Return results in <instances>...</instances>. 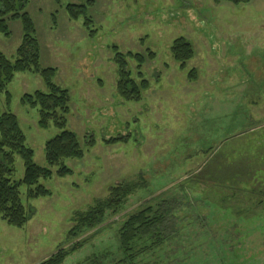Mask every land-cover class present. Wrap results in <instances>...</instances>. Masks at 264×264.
<instances>
[{
	"label": "rangeland",
	"instance_id": "1",
	"mask_svg": "<svg viewBox=\"0 0 264 264\" xmlns=\"http://www.w3.org/2000/svg\"><path fill=\"white\" fill-rule=\"evenodd\" d=\"M23 1L40 67L55 69L54 83L69 93L66 129L84 157L64 162L70 175L58 177L54 167L39 181L50 196L27 201L22 188L32 215L22 229L0 219V264H40L65 244L75 213L105 199L110 187L140 177L145 188L96 234L88 233L90 240L63 264H124L117 242L122 221L162 193L179 205L169 222L172 237L133 264H264V0ZM68 5L86 9L74 20ZM6 23L10 35H0V52L13 61L22 24ZM179 38L193 49L184 70L170 52ZM113 48L122 55L155 54L140 69L148 82L140 102L117 95ZM125 61L138 84L137 63ZM192 70L193 81L187 78ZM37 91L45 92L37 74H16L7 106L0 96V111L17 118L34 164L47 167L45 144L59 131L40 129L37 108L21 102ZM120 137L125 142H103ZM14 169L20 180L18 157ZM184 181L190 183L174 188Z\"/></svg>",
	"mask_w": 264,
	"mask_h": 264
},
{
	"label": "trees",
	"instance_id": "2",
	"mask_svg": "<svg viewBox=\"0 0 264 264\" xmlns=\"http://www.w3.org/2000/svg\"><path fill=\"white\" fill-rule=\"evenodd\" d=\"M229 3L248 4L251 0H222ZM93 3V1H91ZM84 6L68 5L66 10L71 19L77 20L85 12ZM19 20L22 24L23 37L20 46L15 51V59L8 60L0 52V96L5 95V105L10 102L7 86L18 73L37 74L45 88V92L37 91L33 95H25L21 102L37 108L38 127L47 129L53 126L59 134L45 144V162L47 167H39L33 162V151L26 147L25 137L19 127L17 118L10 112L0 111V219L8 227L22 229L29 221L32 212L22 201V188L25 187V199L37 200L50 196V192L39 185L41 179L51 177V169L57 167L56 175L64 177L71 174L65 166L66 160H82L84 157L80 143L74 133L66 129L67 117L70 112V96L67 90L56 85L53 79L56 70L41 68L39 64V49L35 30L29 15L24 12L23 0H0V35L9 37L6 21ZM92 22L85 19L83 27L92 35ZM114 49L113 62L117 66L118 80L117 95L125 102H140L141 92L148 90V82L142 78L140 69L146 61H153L155 54L147 50V56L128 53L122 55ZM171 55L180 70H184L186 63L193 58V49L183 38L175 40L170 47ZM131 58L137 63V76L141 80L138 84L131 79L126 71V59ZM146 60H145V59ZM187 78L195 79V72L188 73ZM125 138L103 141L105 145H115L125 142ZM88 147L94 145L89 139ZM18 157L23 164V177L15 180L14 164ZM141 179V180H140ZM140 182L119 183L108 189L105 199H97L86 212L75 213L71 222L72 228L67 234V241L56 252L40 264H63L71 254L80 250L91 237L88 233L96 234L107 224L110 217L117 216L125 208L128 198L139 189L145 188L142 178ZM190 181H184L174 188L183 189ZM227 187V186H226ZM228 188H230L228 186ZM225 188V190H229ZM164 193L161 195L163 196ZM155 196L138 210L124 219L117 231L118 249L122 256V263L133 264L135 258L145 251L161 246L170 237L169 222L175 217L179 205L175 200ZM235 197H225L232 199ZM262 202V201H261ZM88 236V237H87Z\"/></svg>",
	"mask_w": 264,
	"mask_h": 264
}]
</instances>
